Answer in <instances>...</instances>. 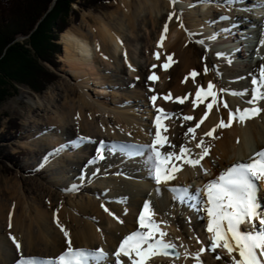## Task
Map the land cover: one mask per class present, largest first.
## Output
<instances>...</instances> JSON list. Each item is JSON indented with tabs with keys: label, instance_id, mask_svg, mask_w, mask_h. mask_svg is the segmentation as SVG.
Masks as SVG:
<instances>
[{
	"label": "bare ground",
	"instance_id": "6f19581e",
	"mask_svg": "<svg viewBox=\"0 0 264 264\" xmlns=\"http://www.w3.org/2000/svg\"><path fill=\"white\" fill-rule=\"evenodd\" d=\"M241 1L229 0L228 5H225L224 0H179L175 4L171 0H120L115 2V10L105 15L106 17H92L93 22H90L84 16L78 26L75 25L62 34L61 61L68 67L65 73L75 81V84L67 83L66 86L74 93L78 91L77 94L80 95L79 100L69 109V114L74 116L77 110V115L81 118H72L65 111L67 107L55 100H42L39 96L38 100L33 101L34 112H42V115H37L34 121L36 125L28 131L30 141L25 147L31 151L33 163L38 161L35 166L47 170L49 176L46 182L39 184L33 195L27 196L18 184L6 187L10 198H0V264H16L19 258V253L10 239L13 236L21 244V253L26 258H57L67 246L66 238L57 226V218L60 225L69 232L74 248H102L109 254L110 264H115L114 253L121 240L138 229L137 219L146 201L152 202L156 220L167 222L161 224L162 230L168 233L165 240L174 243L182 257L179 261L175 257L157 256L148 264H197L192 257L201 248L205 249L200 257L203 264H226L229 261L225 251L208 250L211 237L205 230V214H196L186 204L173 200L172 194L166 190L162 195L155 192L144 157H137L134 162L121 152V147H116L115 152L106 149L107 157L99 161V164L105 162L107 166L103 164L95 170L89 161L93 160L101 141L105 142L107 148L116 146L119 142L129 146L152 142L153 136L149 132L154 134V128L150 124L153 125L157 115L150 101L152 95L157 96L156 107L163 109L165 113L175 114L171 119L161 122V132L176 146L177 151L184 145L191 148L194 154H198L200 149L196 148V144L201 138L211 147V154L202 161L203 168L211 173L210 176L203 174L199 168L185 166L167 187L184 186L194 192L195 184H201L203 188L205 183L215 179L226 167L237 162H246L254 153L264 149V113L244 125L234 122L230 128L218 129L214 133L218 137L215 140L205 136L221 118L227 123L230 110L234 112L238 108L242 110L250 107L245 101L250 99L251 91L243 85L244 82L230 85L229 81H224L222 86L234 91L247 89L248 96L240 98L231 94L224 95L215 86L216 76L234 68L240 69L237 77L248 74L252 81L253 74L259 76V69L264 65V51L258 54L260 60L254 65L243 61L248 58V49L249 57L258 50V42L244 45L250 43V38L253 41L258 38L259 41L262 37L263 40L264 33L260 35L257 30H246L260 24L252 15L251 9L252 6H257V0ZM210 2L212 4L207 10L208 14H205L204 8ZM172 12L177 15L169 22L168 16ZM223 17L230 19H222ZM180 22L184 28L180 27ZM166 23L169 31L162 46L158 47ZM142 30L145 31L144 34ZM189 32L194 35L189 36ZM191 37L204 41V46L209 45L212 48L207 55V74L202 63L186 46ZM203 45V54H206ZM144 49L148 53L147 57ZM157 52L160 53L159 59L153 56ZM224 52L227 57L216 58L218 53ZM167 55H173L175 63L165 71L162 65L167 62ZM193 71L198 73L195 81L190 76ZM125 72L127 75L130 72V77L134 79L129 82L130 85L134 82L143 88L142 95L130 96L126 89L130 78L124 79ZM153 74L158 77L155 82L148 80ZM227 76L228 80L237 78L234 75ZM185 77H188L187 82H183ZM209 82L218 93V104L200 128L196 129V139L192 140L190 134L185 135L187 128L195 127L211 98L195 109L192 101L198 88L207 90ZM249 85L248 87L253 88L251 82ZM90 88L95 89V95L101 97L103 102L93 101L87 96L86 92ZM149 88L154 91H149ZM117 90H122V93L119 94ZM169 93L171 99L165 100L164 97ZM185 96L188 97L185 103L179 104L177 98ZM129 99L137 104L117 107L129 116L116 114L117 109L110 107L116 103L123 104ZM225 102L228 108L223 107ZM142 107L145 109L141 110ZM185 115L195 119L185 122L181 119ZM163 126L168 128L167 132L163 131ZM129 149L128 151L133 150ZM171 150L167 146L161 149L165 153ZM82 164L88 168H81ZM78 172L81 174H77ZM109 180L120 191L123 189L119 187L124 184L123 188L128 189L126 194L130 190L131 198H127L124 193L110 192L109 197L113 202L108 204V197L102 189L108 190L105 182ZM127 186L130 187L126 188ZM262 188L259 198L264 202V186ZM101 205L107 207L114 216L105 212ZM127 209L130 214L125 218L123 212ZM133 214L136 215L135 218ZM202 222L205 229L201 228ZM172 223L176 226L175 229L174 225L172 228L167 227ZM189 226L196 228L195 233L189 231ZM248 228V225H244L242 230ZM195 237L196 241H200L197 248L193 244ZM217 255L222 258L217 260ZM122 259L128 264L127 258Z\"/></svg>",
	"mask_w": 264,
	"mask_h": 264
},
{
	"label": "snow or ice",
	"instance_id": "6c2138e0",
	"mask_svg": "<svg viewBox=\"0 0 264 264\" xmlns=\"http://www.w3.org/2000/svg\"><path fill=\"white\" fill-rule=\"evenodd\" d=\"M177 2L179 0H171L172 4ZM224 3L228 5L229 0H224ZM176 15L175 12L170 13L168 21L171 22ZM222 19L230 18L223 17ZM177 20L179 22L178 16ZM180 27L184 28L182 22H180ZM261 29L264 30V25H261ZM168 31V24L166 23L158 47L162 46ZM185 31L187 30L185 29ZM188 35L192 36L194 34L189 32ZM199 43L203 44L204 41H199ZM173 55H167V62L162 65L163 70L167 71L171 64L175 63ZM217 55L220 58L224 56L221 53ZM154 56L159 59L160 53L157 52ZM105 58L107 59V57ZM125 60H127V53H125ZM204 72L207 74V66H205ZM197 75L198 73L195 71L190 73L193 81H195ZM157 79L158 77L155 74L148 77V80L153 82ZM187 79L188 77H185L183 82H187ZM251 83L253 85L251 96L250 99L245 101L250 107L242 110L238 108L234 112L230 110L227 123L221 118L216 126L205 133L206 137L215 140L218 137L214 133L218 129L230 128L234 122L244 125L247 121L264 113V107L260 106L261 102H264V65L259 69V78L253 75ZM149 91H154V89L149 88ZM219 91L240 98L249 95L247 89L242 91L220 89ZM217 97L218 93L211 82L208 83L207 90L203 87L198 88L195 99L192 101L193 108L195 109L200 104H204L208 98H211V102L205 105L206 111L195 127L189 126L187 128L186 136L190 134L192 140L196 139V129L200 128L214 106H217ZM187 98V96L177 98V102L184 104ZM164 99H171V93L165 96ZM150 101L157 113L153 123L154 134L151 131L149 132V135L153 136L152 142L146 145L122 146L121 152L129 158H145L148 174L154 182L157 194L162 195L166 190L172 194L173 200L186 204L187 207L198 214L203 213L206 215V231L211 237V243L208 246L209 251L216 252L217 249L225 251L229 257L226 264H264V202L259 198L261 188L264 186V149L254 153L246 162H237L226 167L219 172L215 179L205 183L202 189H196L193 192L190 188L184 186L167 187L169 182L175 180L177 174L184 170L185 166L192 169L199 168L206 175L207 169L203 168L202 161L211 154V147L205 144L204 139L201 138L196 144V148L200 149L198 154H194L191 148L184 145H181L177 151L176 146L171 144L168 137L162 135L161 132V122L171 119L175 114L165 113L163 109L156 107V95H152ZM223 107L228 108V104L223 103ZM76 118L78 120L79 116L77 115ZM181 119L187 122L195 118L185 115ZM163 131L167 132L168 128L163 126ZM165 146L172 150L166 153L162 152L161 149ZM115 148V145L107 148L105 142L101 141L96 149L95 157L89 161V164L104 160L106 149L109 152H115ZM125 148L133 150L125 152ZM76 190L74 189V191ZM101 207L109 215L114 216V213H111L107 207H104V205H101ZM155 216L156 212L152 202L146 201L137 219L138 229L126 235L114 253L115 264H125L122 258H127L128 264H148L150 260L157 256L180 258V253L176 252V245L165 240L168 233L162 230L161 224L167 222H158ZM199 218L203 219L204 217L199 216ZM116 219L123 224V221L119 220L118 217ZM56 223L66 238V250L57 258H26L21 253V244L13 236L10 239L15 245L17 253H19L16 264H110L109 254L102 248L98 250L74 248L69 232L60 225L58 218ZM244 225H248L249 228L242 230ZM204 251L205 249L201 248L199 253L192 257L197 261V264H203L200 257ZM221 258L219 255L216 256V259Z\"/></svg>",
	"mask_w": 264,
	"mask_h": 264
},
{
	"label": "rangeland",
	"instance_id": "374dc122",
	"mask_svg": "<svg viewBox=\"0 0 264 264\" xmlns=\"http://www.w3.org/2000/svg\"><path fill=\"white\" fill-rule=\"evenodd\" d=\"M118 1H120V0H116V1L114 0L112 2L104 4L103 7H100L98 9H90L87 11L80 10V7H78L77 5H73V9L79 13L78 14L79 18L75 22L74 16H71L70 25L68 26V29L75 26V25L78 26L81 23V21L83 20L84 16H87V18L90 22H93L92 17H106L105 15H107L110 12L115 10L114 4H115V2H118ZM211 4L212 3L210 2L209 5H206V7L204 8L205 14H208L207 10L209 9ZM262 19L263 18H261V20ZM144 33H145V31L142 30V34H144ZM62 34L60 35V39H61ZM253 37H255V36H253ZM60 39H58L59 40L58 43H59V45H61V52L63 54V46L60 43ZM19 40L25 41L26 39L24 37H21V38H19ZM202 45L203 44L199 43V39H193L192 37L187 41V44H186V46L188 47L190 52L194 53L195 57H197L198 61H200L202 63V66L205 68L206 63L208 62L207 55L211 52L212 48L209 47V45H205V46L203 45L207 51L206 54H203V51H205V50L203 49ZM144 50L146 53V54L144 53V55H146L145 57H147L148 53L146 52V49H144ZM148 52H150V50ZM62 54L59 56L60 66H58V68L55 69V68L49 66L50 70L57 77H55L51 83H48V88L46 90H44L43 92H41V94H37L35 92H32V90L29 89L28 87H20L17 91L18 93L15 96L9 98L5 102H0V132L5 133L6 132L5 130H7V128L9 126H13L14 124L20 125V130H18L19 132L16 136H8L6 139L8 141L7 143L5 141L0 142V198H8V199L10 198L9 197L10 194L6 189L7 186H13V185L15 186L16 184H18V185L22 186V188L25 191V194L28 196L29 194L33 195V193L36 191L39 184H42L48 180L49 173H47V170L45 171V170L39 169V167L35 166V164H37L38 161L33 163V159L31 158L32 157L31 151L27 147H25V144H27L30 141L29 140L30 135L28 134L29 133L28 131H30L31 128H33L34 125H36V123H34L35 118H37V115H40V116L42 115V112H39V111L34 112L35 111V105H34L33 101L38 100L39 96L42 100L44 98H46L48 100H55L56 103H60L61 105H63V107H67V109L65 111L69 114V112H70L69 109L72 108L71 106L74 104L75 101L79 100V98H80V95L77 94L78 91H77V93H74V91L71 88L66 86L67 83L75 84V81H73V79L70 78L65 73V70L68 69V67H66V64L61 61ZM153 56H154V54H153ZM217 57L218 56H216V58ZM252 69L254 71V66H252ZM236 73H238V74H236ZM239 73H240V69H234L233 68L231 71L229 70L227 72L221 73V75L218 74L216 76L217 84L215 86L218 89H226V87L222 86L223 85L222 83L224 81H229L230 85L241 84L242 82H244L243 85L247 86L249 91H251L252 88L248 87V86H250L249 83L251 82V78H250L251 76H248V74L247 75L242 74V76H241L242 78H240V77H237L239 75ZM130 74H131L130 72H128V75H127V72H125L123 74L124 79L130 78L127 81V85H126V89L129 91L130 96L132 95L135 97L136 95H138V96L142 95V93L144 91H143V88L139 87L138 83L132 82V84L130 85L129 82L134 81V79L130 77ZM228 74L234 75L237 78H232V79L228 80V76H227ZM253 75L258 76L257 74H253ZM257 78H259V76ZM131 90H134L136 92H132ZM117 92L120 94V93H122V90H117ZM86 94L93 101L103 102L102 99H100L101 97L95 95L96 93H95L94 88L88 89ZM223 94L226 95L228 93L225 92ZM116 95H118V94H116ZM140 102H141V100H140ZM141 103H144V102H141ZM263 103L264 102H262V104H261L262 107H264ZM135 104H137V102H133L129 99L128 101L124 102L123 104L116 103V105H113L110 107L117 109V107L123 108V106H130V105L134 106ZM126 109L128 111V108H126ZM144 109H145V107H142L141 110H144ZM124 111H126V110H124ZM119 113L122 115L129 116V114L127 112L122 113V111L117 109L116 114H119ZM69 115L72 118L76 117L77 116V110H76V113L74 114V116L71 113ZM151 115H153L152 112H151ZM78 116H79V118H81L80 115H78ZM150 125L153 126L152 124H150ZM5 143L8 145V147L6 148L7 150H5V146H6ZM122 146H129V144H125L122 142H119L118 144H116V147H118V148L122 147ZM128 149L129 148H125L124 151L126 152V151H128ZM6 152L14 153L16 156L18 155L17 158H19V161H18L16 167L12 166L11 164H9L5 161V159L3 158V155H4V153L7 154ZM95 155H96V152L94 153V157H95ZM108 159H109V157H108ZM131 159H133V161H134L137 159V157H133ZM104 163L105 162H103L102 164H99V161H97V162L93 163L92 168L96 170L98 168V166H100V165L102 166ZM107 165H108L107 163L104 164V166H107ZM82 167L83 168L85 167L84 169L88 168V166H85V164H82L81 168ZM77 174H81V172H78ZM206 175L210 176L211 173L207 171ZM106 177H107V175H106ZM109 181L105 182L106 186L108 185V187H107L108 190L102 189V191L108 197L106 200L108 204L113 202L112 199H110V197H109L110 192L112 193V192L117 191L119 193H124L127 196V198H131L130 197L131 193H129L130 190L126 194V190H128V189H124L125 188L124 184H122V186L119 187V188L123 189L122 191H120L118 188H115V186H116L115 183H114L115 185H112L113 182H111V181L109 182ZM195 186H196V189H200L201 184H198V185L195 184ZM129 187L130 186H127L126 188H129ZM148 189H151V187ZM262 190H263V188H261V192H262ZM127 200H129V199H125V201H127ZM114 203L118 204V202H114ZM129 208H130V206H129ZM129 212H130L129 209L125 210L123 212V216L125 218H127L130 214ZM125 213H127V214H125ZM166 213H168V212H166ZM135 214H133L134 215L133 218L136 217ZM171 216H169V217L173 218ZM189 222L190 221L188 220V223ZM173 225L174 224L172 223V225H168L167 227L172 228ZM201 226H202L201 227L202 229H203V227L205 229V224L203 222H202ZM173 228L175 229L176 226L174 225ZM195 230H196V228H194L193 226H189V231H191L192 234L195 233ZM176 231H177V229H176ZM102 233H103V231H102ZM194 236H197V234H195ZM193 239H195L194 240L195 242L193 243V244H195L194 247L197 248L199 246L200 242L196 241V237ZM196 245H198V246H196ZM115 247H116V245L114 246L113 251L115 250ZM178 260L179 261L182 260L181 255H180V258ZM217 260H219V259H217Z\"/></svg>",
	"mask_w": 264,
	"mask_h": 264
},
{
	"label": "trees",
	"instance_id": "16d2710c",
	"mask_svg": "<svg viewBox=\"0 0 264 264\" xmlns=\"http://www.w3.org/2000/svg\"><path fill=\"white\" fill-rule=\"evenodd\" d=\"M112 1L0 0V102L15 96L20 87L41 94L57 77L49 66H60L58 39L68 29L71 16L75 22L79 18L73 5L87 11ZM21 37L26 40L20 41ZM18 130L19 124L9 126L5 133L0 132V142L7 143V137L16 136ZM6 153L5 161L16 167L18 155Z\"/></svg>",
	"mask_w": 264,
	"mask_h": 264
},
{
	"label": "water",
	"instance_id": "95a60500",
	"mask_svg": "<svg viewBox=\"0 0 264 264\" xmlns=\"http://www.w3.org/2000/svg\"><path fill=\"white\" fill-rule=\"evenodd\" d=\"M177 252V251H176Z\"/></svg>",
	"mask_w": 264,
	"mask_h": 264
}]
</instances>
